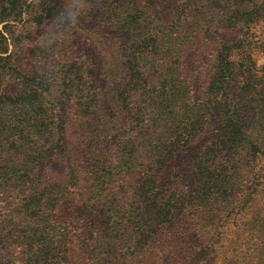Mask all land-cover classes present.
<instances>
[{"label": "trees", "instance_id": "1", "mask_svg": "<svg viewBox=\"0 0 264 264\" xmlns=\"http://www.w3.org/2000/svg\"><path fill=\"white\" fill-rule=\"evenodd\" d=\"M43 1L40 24L64 12ZM99 1L110 30L65 76L0 56V82L26 85L0 86L1 249L21 264H264V214L229 236L264 183V0ZM25 6L0 0V21Z\"/></svg>", "mask_w": 264, "mask_h": 264}, {"label": "rangeland", "instance_id": "2", "mask_svg": "<svg viewBox=\"0 0 264 264\" xmlns=\"http://www.w3.org/2000/svg\"><path fill=\"white\" fill-rule=\"evenodd\" d=\"M55 3L54 0H52ZM64 5V12L56 19H45L43 23L38 20L42 19L44 8L47 6L43 0H22L26 4L22 20L17 17L14 20L12 15L7 20L0 21V56L12 55V63L18 70L33 74L55 72L65 76L69 64L73 63L82 55L93 52L95 47L103 41L102 34L110 29L104 27L106 24L98 15V11L93 14L90 9L93 5L98 4L99 0H61ZM104 1V0H103ZM174 0H166V5ZM100 2V1H99ZM102 2V0H101ZM165 5V6H166ZM96 11V8H95ZM162 15L165 12H161ZM6 19V18H5ZM81 28L86 29L85 32ZM92 29V30H90ZM256 39L264 40V21L260 22L254 28ZM108 45H106L107 47ZM7 48L8 52H3ZM105 46H102V50ZM105 51V50H103ZM102 51V52H103ZM113 53H106L110 57ZM257 60V71H255L252 80L254 84L264 82V53L262 50L255 54ZM102 66L99 65L101 70ZM14 73V70H11ZM14 74L11 79L0 82L1 89L16 94L26 89L25 83L16 80ZM15 78V80H13ZM231 88L232 96L243 105V111L246 115L248 125H252L257 115L256 103L248 96L244 90L246 82L239 79L235 80ZM61 92L58 87L54 88L50 100L54 104H59ZM260 165H264V160H260ZM262 193L259 195L253 210L243 213L238 225L236 224L229 229V236L234 237V231L237 228L243 229L246 222H249L255 214H264V183ZM13 232V231H12ZM8 244V243H7ZM3 244L0 242V264H21L19 253L12 248L9 251L1 249ZM221 255L214 256L209 264H233L232 257L225 258L223 263ZM159 260V259H154Z\"/></svg>", "mask_w": 264, "mask_h": 264}]
</instances>
